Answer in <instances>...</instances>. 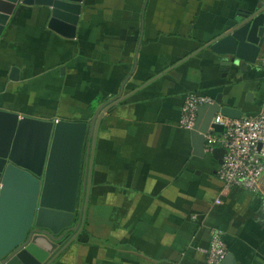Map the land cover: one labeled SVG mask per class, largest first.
<instances>
[{
	"label": "crops",
	"instance_id": "1",
	"mask_svg": "<svg viewBox=\"0 0 264 264\" xmlns=\"http://www.w3.org/2000/svg\"><path fill=\"white\" fill-rule=\"evenodd\" d=\"M259 1L84 0L75 40L48 29L46 8L18 5L0 38L1 111L91 123L88 110L58 118L79 107L63 109L60 99L74 103L69 61L80 44L84 84L106 98L98 107L122 98L100 123L83 230L52 264H207L213 230L225 234L228 264H264V182L259 194L221 196L223 152L194 156L181 127L190 93L222 94L243 116L264 106V44L242 52L229 71L221 63L230 58L207 47Z\"/></svg>",
	"mask_w": 264,
	"mask_h": 264
},
{
	"label": "water",
	"instance_id": "2",
	"mask_svg": "<svg viewBox=\"0 0 264 264\" xmlns=\"http://www.w3.org/2000/svg\"><path fill=\"white\" fill-rule=\"evenodd\" d=\"M83 3L0 0V38L18 5L23 4L46 8L48 29L75 40ZM263 35L264 0H260L254 8L239 11L229 19L223 33L207 47L230 58L221 63V71H229L240 66L242 52L248 48L260 52ZM18 73L14 68L11 79ZM252 96L250 93L247 101ZM121 101L118 98L99 107L91 123L44 121L0 110V264H52L82 232L100 123L105 113ZM218 115L239 120L243 111L226 105L222 94L213 105L199 107L195 127L190 131L194 156L206 158L205 136L210 128L217 133L224 131L222 125L212 124ZM219 162L222 165V160ZM86 182L87 197L82 205L81 187ZM232 259L227 254L221 264Z\"/></svg>",
	"mask_w": 264,
	"mask_h": 264
},
{
	"label": "built area",
	"instance_id": "3",
	"mask_svg": "<svg viewBox=\"0 0 264 264\" xmlns=\"http://www.w3.org/2000/svg\"><path fill=\"white\" fill-rule=\"evenodd\" d=\"M261 67L264 70V54ZM214 103L215 100L209 96L188 94L182 110L181 127L193 130L199 107ZM212 124L224 127L222 133L210 128L205 136L207 155H212L218 149L223 152L222 165L218 170V178L223 185L221 196L234 190L261 193L264 182V106L256 115L242 116L239 120L218 115ZM216 204H221L220 199L216 200ZM224 238L225 234L220 230L211 232L210 246L205 251L207 264H221L224 261L227 256Z\"/></svg>",
	"mask_w": 264,
	"mask_h": 264
},
{
	"label": "rangeland",
	"instance_id": "4",
	"mask_svg": "<svg viewBox=\"0 0 264 264\" xmlns=\"http://www.w3.org/2000/svg\"><path fill=\"white\" fill-rule=\"evenodd\" d=\"M81 48H82L81 44L75 46V52L73 53L72 58L69 61L70 67L72 68L73 72L77 71L75 76L73 77V84H72L73 85L72 89L75 93V95L73 97L74 103L69 101L70 99H67L66 97H65V99H63V98L60 99L61 100L60 106L63 105L65 107V105H67L66 106V108H67L68 106H70V105L72 106V104H74V105H79V107L74 106V107H71L69 109H64V107L61 106L64 109L62 112L64 114H66V116H59L58 118L68 117L67 116L68 113H69V116H71V117H73L74 115H80V117H81L82 115H84L87 112V110L90 111L89 109H91L90 114L94 118V116L96 115L95 112L99 109V107H98L99 104L104 99H106L105 97H102V90H100L99 87H86L84 84V83H86V80H84L82 69L85 67V63L81 58ZM24 69H26L25 70L26 76L31 77V79L34 78L35 75H34V72L31 70V68L30 69L24 68ZM26 87H33V86L27 85ZM98 93H99V95H98ZM118 98H120V97H118ZM115 99H117V98H114L113 100H115ZM62 102H64V103H62ZM82 106L85 108H88V109H81ZM59 109L61 112L60 107H59ZM25 112H22V115H26V114L29 115V113H28L29 111H27L26 113ZM85 117H87V116H85ZM87 161H89V157H86V163H87ZM84 222H85V220H84Z\"/></svg>",
	"mask_w": 264,
	"mask_h": 264
},
{
	"label": "trees",
	"instance_id": "5",
	"mask_svg": "<svg viewBox=\"0 0 264 264\" xmlns=\"http://www.w3.org/2000/svg\"><path fill=\"white\" fill-rule=\"evenodd\" d=\"M89 110L91 111V109H89ZM87 157H88V156H87ZM81 200H82L81 202H82V205H83V198H82ZM81 217H82V214L80 213V214L78 215V218H81ZM83 232L85 233L86 230H84Z\"/></svg>",
	"mask_w": 264,
	"mask_h": 264
},
{
	"label": "flooded vegetation",
	"instance_id": "6",
	"mask_svg": "<svg viewBox=\"0 0 264 264\" xmlns=\"http://www.w3.org/2000/svg\"><path fill=\"white\" fill-rule=\"evenodd\" d=\"M78 221H79V219H78ZM80 221H81V218H80ZM80 221H79V223H80Z\"/></svg>",
	"mask_w": 264,
	"mask_h": 264
}]
</instances>
